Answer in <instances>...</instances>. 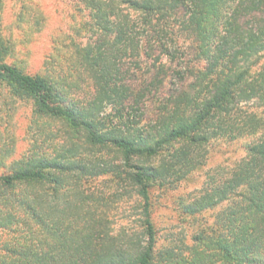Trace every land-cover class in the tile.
Segmentation results:
<instances>
[{"label":"trees","instance_id":"1","mask_svg":"<svg viewBox=\"0 0 264 264\" xmlns=\"http://www.w3.org/2000/svg\"><path fill=\"white\" fill-rule=\"evenodd\" d=\"M83 1L97 36L74 43L79 83L2 59L0 83L31 97L40 114L84 132L91 145L122 152L124 161L36 150L0 173V264H152L153 183L180 181L211 141L245 134L254 137L247 155L211 175L181 209L195 215L233 197L221 212L234 234L220 242L222 253L233 264H264V114L242 106L264 107V0ZM148 102L155 104L151 121L124 112L143 111ZM109 103L116 113L104 112ZM181 140L188 149L178 147L158 165L149 161ZM114 172L127 175L143 202L147 239L132 248L102 229L100 196L73 191L68 181ZM6 231L12 235L4 241Z\"/></svg>","mask_w":264,"mask_h":264},{"label":"rangeland","instance_id":"2","mask_svg":"<svg viewBox=\"0 0 264 264\" xmlns=\"http://www.w3.org/2000/svg\"><path fill=\"white\" fill-rule=\"evenodd\" d=\"M93 23L91 9L86 8L83 0H0V59L29 73L53 74L60 81L67 76L79 83L78 66L72 59L74 43L94 41L97 34ZM259 63H264V58ZM55 69L59 74H54ZM154 106L148 102L143 111L129 108L131 111L124 112L131 117L143 112L142 122L146 123L155 115ZM242 106L245 111L252 109L264 114V107H258L257 102L245 101ZM104 112L117 111L109 103ZM44 133L52 134L46 138ZM253 138L248 134L235 139L217 138L205 147L204 156L198 158L199 164L180 181H153L151 211L157 243L152 264H233L220 248V242L233 240V224L226 215H221L233 197L195 215L184 213L181 201L199 193L211 175L232 169L247 155L246 145ZM186 144L184 140L177 141L158 158L148 159L158 165L160 157L168 160L172 151ZM56 149L74 155V160L109 161L115 165L124 161L122 152L110 146L91 145L84 132L72 131L61 120L40 114L31 97L14 93L0 83V173L33 151L51 156ZM68 181L73 191L81 188L100 196L102 200L95 213L103 219L105 232L119 237L130 248L147 239L142 198L126 174L75 175ZM69 183L65 182L64 186L70 187ZM11 235L4 232L3 240Z\"/></svg>","mask_w":264,"mask_h":264}]
</instances>
